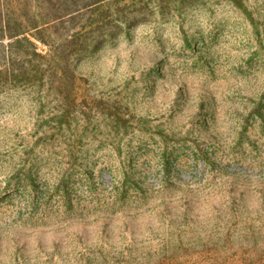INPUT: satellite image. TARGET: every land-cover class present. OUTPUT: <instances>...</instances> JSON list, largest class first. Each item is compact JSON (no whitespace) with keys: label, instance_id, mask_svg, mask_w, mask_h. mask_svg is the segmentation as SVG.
Wrapping results in <instances>:
<instances>
[{"label":"rangeland","instance_id":"1","mask_svg":"<svg viewBox=\"0 0 264 264\" xmlns=\"http://www.w3.org/2000/svg\"><path fill=\"white\" fill-rule=\"evenodd\" d=\"M79 16L57 29V44L83 29L62 50L65 84L0 88V264L263 252L264 0H110Z\"/></svg>","mask_w":264,"mask_h":264},{"label":"trees","instance_id":"2","mask_svg":"<svg viewBox=\"0 0 264 264\" xmlns=\"http://www.w3.org/2000/svg\"><path fill=\"white\" fill-rule=\"evenodd\" d=\"M108 1L0 0V88L21 83L45 85L49 72L62 78L60 85L65 84L68 69L63 68V64L70 63L72 54L66 57L62 50L73 51L72 48L80 46L79 37L83 32L79 31L83 29L68 34L65 44H57V29ZM35 41L47 47L48 52L40 53ZM72 81L74 88L76 76H72ZM231 259L232 264H264V251L249 255L240 253Z\"/></svg>","mask_w":264,"mask_h":264}]
</instances>
